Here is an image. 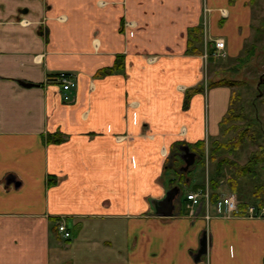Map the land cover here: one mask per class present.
Here are the masks:
<instances>
[{
	"label": "crops",
	"instance_id": "crops-1",
	"mask_svg": "<svg viewBox=\"0 0 264 264\" xmlns=\"http://www.w3.org/2000/svg\"><path fill=\"white\" fill-rule=\"evenodd\" d=\"M255 14L252 0H0V264H264V218L207 220L182 193L202 184L194 147L219 134L233 94L208 88L207 44L224 40L235 64ZM174 187V215H158Z\"/></svg>",
	"mask_w": 264,
	"mask_h": 264
},
{
	"label": "rangeland",
	"instance_id": "rangeland-1",
	"mask_svg": "<svg viewBox=\"0 0 264 264\" xmlns=\"http://www.w3.org/2000/svg\"><path fill=\"white\" fill-rule=\"evenodd\" d=\"M225 11V9H222V13L225 14ZM255 17L253 26L255 31L254 37L250 40L248 47L251 48L255 44L257 48L251 62L244 66L240 72H233L229 71V68L234 64L230 65V62L227 61L228 59L226 60L222 56L215 57L217 60L216 65L207 62V78L208 82L210 80L218 81L227 78L243 83V85L233 88L240 96L238 109H243L253 119L255 129L258 131L260 137L259 142L246 141L243 147L235 152L223 150L217 154L218 160L214 162L212 161L213 148L211 144L215 140L226 143L236 135L234 130L224 135V130L228 126L221 127L217 136L207 139L204 162L198 160L196 167L191 171V177H194L198 183H202L206 187L208 186L211 193L210 181H213V185H216L218 193L221 196L234 195L238 203L249 202L251 205L264 199V193L260 196L258 195L260 190H264V164L257 167L256 176L245 177H237L235 171L229 165H224L220 170L218 165L223 159L245 165L250 156L258 150L259 144H264V31L263 33L257 32V28L264 29V0H259L256 3ZM236 124L243 125L242 122H237ZM234 184L237 186L235 193L233 192ZM182 193L185 194V199L188 200V189H183Z\"/></svg>",
	"mask_w": 264,
	"mask_h": 264
},
{
	"label": "trees",
	"instance_id": "trees-1",
	"mask_svg": "<svg viewBox=\"0 0 264 264\" xmlns=\"http://www.w3.org/2000/svg\"><path fill=\"white\" fill-rule=\"evenodd\" d=\"M230 1L233 2L234 0H230ZM258 1L259 0H252V4L255 5ZM263 31L264 29L257 28L258 33H263ZM203 32H204L203 28H195V29L190 30L189 49L192 48V50L188 52L194 53V54L202 53V51H199L198 49H193V46L195 42L202 43ZM256 48L257 47L255 44H253L251 48L247 47L245 51L246 54L245 55L243 54L241 57H239L236 60V63L232 67L229 68V71L240 72V70L244 68V66H246L247 64L251 62L252 58L255 56ZM216 52L217 51H216L215 45H213L212 43H208L207 44V55H208V62L210 64H213L215 62ZM117 68L119 69V67L116 66V69ZM114 71H115L114 68L104 69L103 71L99 72L97 76L102 77V76L111 74ZM241 85H243L242 82L238 80H229L227 78L220 79L218 81L210 80L208 82V88L229 87L233 89ZM200 90H203V87L188 90L187 98H186V107L189 105V100L192 97V95L199 92ZM239 100H240V96L235 90H233V94H232V98L230 102V108L221 123V127L228 126L227 129L224 130V135L229 134L231 130L232 131L234 130L236 132V135L233 137V139H231L230 141L226 143H222L218 140H215L211 144V147L213 148L212 161L214 162L218 160L217 154L223 150H227V151L231 150L235 152L239 150L240 148H242L246 141H251L253 143L259 142L260 137H259L258 131L255 129V123L253 119L243 109H240V110L238 109ZM237 122H242L243 125L242 124L238 125L236 124ZM65 139L66 137H64L61 134H54V135L48 134L44 137V141L47 143H62L63 141H65ZM185 145L187 144H184V143L176 144L174 149L181 150L182 147ZM206 148H207V143L205 141L198 142L194 147V150L199 155V161L201 162L202 161L204 162L203 159L205 156L204 153L206 151ZM181 152H179L178 156L181 155ZM263 164H264V144H259L258 150L250 156L247 164L240 165L236 162H232L231 160L223 159L219 162L218 166L220 170L224 165H229L230 168L233 171H235L237 177H245V176H256L257 167ZM189 174H191V171L189 172ZM182 177H180L179 175V178H182ZM57 183H58V178L51 177V176L48 178V186H52ZM210 185H211L210 188L212 191V200L213 202H215L221 198V194L218 193V188L216 187V185H213V181H210ZM236 187L237 186L234 184L233 186L234 193L236 192V189H237ZM205 189H206V186L204 184L194 185L193 187V191H200V190L204 191ZM262 193H264L263 189L260 190L258 195L260 196ZM250 206H255L257 209H263L264 199L261 202L254 203L253 205H251V203L249 202H246L243 204L238 203V207L240 211L239 215L241 216L246 215Z\"/></svg>",
	"mask_w": 264,
	"mask_h": 264
},
{
	"label": "built area",
	"instance_id": "built-area-1",
	"mask_svg": "<svg viewBox=\"0 0 264 264\" xmlns=\"http://www.w3.org/2000/svg\"><path fill=\"white\" fill-rule=\"evenodd\" d=\"M216 48V57L225 55L223 54L226 43L222 39H218L215 42ZM207 57V56H206ZM61 84L63 99L65 103H72L74 101V88H76V82L71 77L62 76L59 79ZM188 201L191 202V208H202L204 210V215L207 220H210L214 215L215 216L231 218L233 216H241L239 215V207L236 197L234 195H225L221 196V198L215 202L212 200V193L210 192L209 187L207 186L204 191H194L188 194ZM251 218H264V208L257 209L255 206H250L247 214L244 215ZM58 232L61 233L64 238H71V233L69 232L66 223L59 222L57 224Z\"/></svg>",
	"mask_w": 264,
	"mask_h": 264
},
{
	"label": "water",
	"instance_id": "water-1",
	"mask_svg": "<svg viewBox=\"0 0 264 264\" xmlns=\"http://www.w3.org/2000/svg\"><path fill=\"white\" fill-rule=\"evenodd\" d=\"M25 87L32 88L36 85L34 84H25ZM184 154L181 155V159L186 164L185 170H189L191 166L196 163V154L190 152L189 148L184 149ZM19 186V183H16V187ZM181 190L178 187H174L166 193L164 199L158 201L156 206V213L160 216L172 217L175 211V201L180 196ZM210 240L207 233H204L200 242V249L196 254L195 261H199L203 256L208 254V247Z\"/></svg>",
	"mask_w": 264,
	"mask_h": 264
},
{
	"label": "flooded vegetation",
	"instance_id": "flooded-vegetation-1",
	"mask_svg": "<svg viewBox=\"0 0 264 264\" xmlns=\"http://www.w3.org/2000/svg\"><path fill=\"white\" fill-rule=\"evenodd\" d=\"M207 56V55H206ZM184 154V153H183Z\"/></svg>",
	"mask_w": 264,
	"mask_h": 264
}]
</instances>
